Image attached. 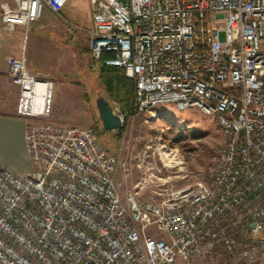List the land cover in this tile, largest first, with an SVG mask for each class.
<instances>
[{"label": "built area", "instance_id": "2783aa9c", "mask_svg": "<svg viewBox=\"0 0 264 264\" xmlns=\"http://www.w3.org/2000/svg\"><path fill=\"white\" fill-rule=\"evenodd\" d=\"M70 1L12 0L0 23L27 29L47 7L59 13ZM90 3L93 68H122L140 111L171 101L221 121L217 174L209 187L149 200L129 191L124 203L112 178L116 157L94 130L45 120L53 82L30 72L23 51L9 57V73L17 113L30 118L32 168L18 173L0 161V264H171L220 249L227 261L264 255V0Z\"/></svg>", "mask_w": 264, "mask_h": 264}, {"label": "rangeland", "instance_id": "374dc122", "mask_svg": "<svg viewBox=\"0 0 264 264\" xmlns=\"http://www.w3.org/2000/svg\"><path fill=\"white\" fill-rule=\"evenodd\" d=\"M4 3L11 4L12 0H0V13ZM77 10L76 17L65 15V18H69L66 24L70 22L78 29L87 30L91 27L89 19L92 10L86 2H80ZM39 28L38 23L33 22L27 29L19 25L15 31L20 36V46L28 50L25 52L27 61L30 55L33 57V70L37 66L44 68L55 63L52 52L36 51L38 46L33 33ZM83 33L81 42L77 40L73 45L68 40L65 42L74 52L68 55L63 66L65 70L62 68L61 74L52 76L56 80L50 115L45 120L59 125L91 128L97 132L99 142L116 157L115 184L124 203L129 191L140 193L141 200L160 199L170 191L207 181L215 164L217 150L226 138L221 125L213 116L197 109H178L172 103H162L153 108L152 114L140 111L136 103L138 112L128 118L124 130L104 129L98 117L96 98L98 95L107 98V92L99 77V64L94 69L91 53L85 52L90 45L88 33ZM110 103L115 112L123 117L120 105L114 101ZM167 147H177L183 162L169 165L163 154ZM23 168L25 172L31 170V160ZM225 255L220 249L187 260L178 256L171 264H264V255L229 261Z\"/></svg>", "mask_w": 264, "mask_h": 264}, {"label": "crops", "instance_id": "0c3cea01", "mask_svg": "<svg viewBox=\"0 0 264 264\" xmlns=\"http://www.w3.org/2000/svg\"><path fill=\"white\" fill-rule=\"evenodd\" d=\"M80 2H86L87 7L92 10L90 0H72L65 4L59 13L47 7L42 17L35 21L40 27L38 30L36 29L37 32L33 33L36 36V46H38L36 51L52 52L55 56V63L44 68L37 66L36 70H33V57L29 54L28 67L32 74L38 77L42 76V79L51 80L53 85L56 79H52V76L62 73L68 55L70 52H74V49L69 48L65 42L68 40L71 45L77 40L81 42V37L84 36L83 32H87L93 24L92 15L89 19L91 27L87 30L78 29L70 22L66 24L69 18H65V15L76 17ZM15 31L16 28L10 31L0 27V161L14 171L23 173L25 172L23 166L30 162L24 140L25 128L30 118L17 113L19 87L11 80L9 57L16 54L18 56L23 51L27 52L28 50L20 46L21 39ZM112 178L116 183L114 173Z\"/></svg>", "mask_w": 264, "mask_h": 264}, {"label": "trees", "instance_id": "16d2710c", "mask_svg": "<svg viewBox=\"0 0 264 264\" xmlns=\"http://www.w3.org/2000/svg\"><path fill=\"white\" fill-rule=\"evenodd\" d=\"M85 52L91 53L90 48L86 49ZM99 67V77L107 92V98L110 102L114 101L120 105L124 120L122 127L117 130L122 131L128 118L138 112L135 81L127 77L124 70L118 66H107L101 61ZM94 132L97 133L95 130Z\"/></svg>", "mask_w": 264, "mask_h": 264}, {"label": "water", "instance_id": "95a60500", "mask_svg": "<svg viewBox=\"0 0 264 264\" xmlns=\"http://www.w3.org/2000/svg\"><path fill=\"white\" fill-rule=\"evenodd\" d=\"M96 109L102 127L106 130H115L123 125V117L115 112L109 99L104 95H98L96 98Z\"/></svg>", "mask_w": 264, "mask_h": 264}, {"label": "bare ground", "instance_id": "6f19581e", "mask_svg": "<svg viewBox=\"0 0 264 264\" xmlns=\"http://www.w3.org/2000/svg\"><path fill=\"white\" fill-rule=\"evenodd\" d=\"M43 88V84H38V89H42ZM162 103H171V101H151V108L152 110H149V112H151L152 114L154 113L153 108L156 107L158 104H162ZM178 109H187V108H183V107H177ZM217 123H219L225 133V141H223L221 144L226 143L227 140V128L224 127V124L221 123V121H217ZM164 154V158L168 161L169 165H175L178 162L182 163L183 160L180 158V155L178 153V148L176 147H167V149H165V151H163ZM166 161V162H167ZM184 164V163H183ZM210 174H217V167H213ZM209 187V179L207 181L204 182H197L193 185H189L183 188H189V187ZM134 193H136L135 191H133Z\"/></svg>", "mask_w": 264, "mask_h": 264}]
</instances>
